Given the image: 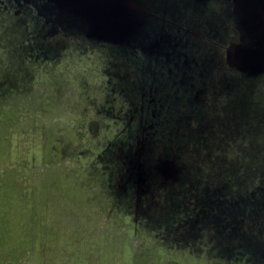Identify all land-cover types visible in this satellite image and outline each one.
<instances>
[{
  "label": "rangeland",
  "instance_id": "rangeland-1",
  "mask_svg": "<svg viewBox=\"0 0 264 264\" xmlns=\"http://www.w3.org/2000/svg\"><path fill=\"white\" fill-rule=\"evenodd\" d=\"M263 17L264 0H0V74L29 65L26 91L54 89L66 105L59 132L75 134L59 163L100 167L107 188L92 190L119 197L77 213L61 203L72 221L60 209L57 218L69 232L81 225L75 247L87 245L88 260L100 261L107 244L113 264H177L180 250L206 264H264L253 230L235 238L219 226L223 206L205 190H216L210 180L155 156L164 140L191 135L193 148L213 156L227 149H207L202 138L220 146L238 138L242 150L251 142L264 152ZM27 171L31 181L14 188L39 185L42 194L41 167ZM17 230L0 234V264H85L78 251L42 244L11 258L6 237Z\"/></svg>",
  "mask_w": 264,
  "mask_h": 264
},
{
  "label": "trees",
  "instance_id": "trees-1",
  "mask_svg": "<svg viewBox=\"0 0 264 264\" xmlns=\"http://www.w3.org/2000/svg\"><path fill=\"white\" fill-rule=\"evenodd\" d=\"M28 68L29 65L23 64L18 71L0 74V234H3L6 229L8 232L9 228L20 230V232L17 230L19 232L17 234L7 233L8 237H6L13 249L11 258L15 257L14 259L25 250L40 249L39 245L42 244L57 246L58 250L68 252L78 251L77 256H80L85 264H92L91 262L113 264L110 261L106 263L105 258L112 257L111 248L106 246L107 244L102 246L100 261L88 260V251L80 252L81 248L88 249L87 245H80L78 250L75 247L77 240L79 241L81 235L85 234L84 231L80 232L81 225L77 227V231L75 229L69 232L67 229L74 226L71 223L68 226L64 223L63 226L57 218L59 209L63 213L66 212L67 216V211L61 208V203L65 204L71 212H76L77 205L82 203L84 205L82 209H88L94 200L111 202L112 199L119 197L115 192L112 194L110 190L108 195L99 196L92 190L97 185H100L102 189L107 188V182L106 180L103 182L101 175L103 169L100 167L94 170L91 166H86L82 170L76 158H72L69 164L59 163L63 159L61 155L64 153L62 147L65 138L68 140L75 137L74 133L60 134L59 132L61 128L58 120L61 113H64L66 105L53 88L48 90L36 88L26 91L24 84L27 78L24 75ZM16 84L19 85L18 88L15 87ZM118 111L121 112V110ZM41 117H45L46 120L41 121ZM63 127L66 128V126ZM137 127L138 125H134V128ZM237 128L241 134L242 125ZM76 130L77 128H74V131ZM216 131L213 129V132ZM193 137L196 135L164 140L155 156L171 159L177 165L179 162L188 164L191 169H194V174L189 176L191 180L195 176L206 182L210 180L213 183L210 187L216 190L211 192L209 185L205 190L207 193L216 194L223 206V215L219 216L221 222L219 226L224 231L235 230L238 234H235V238L240 232H246L247 236V230H253L255 233L253 238L258 242L255 257L259 261H264V152L254 151L251 142L242 150L239 140L235 141L238 138L234 139L233 144L230 145L226 142L230 138L218 139L222 141V146L215 141V136L202 138L201 145L207 149L221 147L227 149L224 155L213 156L209 151L202 153L193 148L192 144L197 140ZM90 143L89 140L88 147ZM202 162L204 164L198 166V163ZM71 163L74 164L71 165ZM39 166L43 184L46 186L42 189V194L39 185H29L22 189L14 188L15 181L30 182L31 176L27 170ZM197 167L199 173L195 174ZM91 168L94 173L91 172ZM21 169L25 173L21 174ZM157 177H160L158 178L160 181H165L163 174L159 173ZM173 178H176V175ZM82 183H88L91 187L83 188ZM114 183V186L118 187L116 179ZM87 196L89 198H86ZM250 205L254 206L251 210L252 215L250 212L247 213L246 209ZM67 217L72 221L70 213ZM86 217L84 215L83 219ZM250 223L253 225L250 226ZM56 237H58L57 240L52 241ZM86 237L92 241L91 234ZM12 239H15L17 243L12 244ZM95 241L98 242V239L96 238ZM167 254L170 253L167 251ZM175 254L173 259L177 264H206L197 256L187 259L189 256L187 251L180 250ZM67 264H70V261Z\"/></svg>",
  "mask_w": 264,
  "mask_h": 264
},
{
  "label": "bare ground",
  "instance_id": "bare-ground-1",
  "mask_svg": "<svg viewBox=\"0 0 264 264\" xmlns=\"http://www.w3.org/2000/svg\"><path fill=\"white\" fill-rule=\"evenodd\" d=\"M262 3V2H261ZM264 18V17H263Z\"/></svg>",
  "mask_w": 264,
  "mask_h": 264
}]
</instances>
